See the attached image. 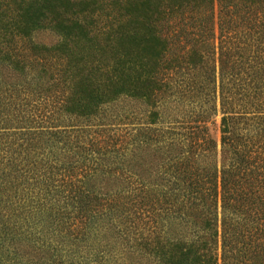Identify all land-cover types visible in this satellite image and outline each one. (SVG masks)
Returning a JSON list of instances; mask_svg holds the SVG:
<instances>
[{"label": "trees", "instance_id": "16d2710c", "mask_svg": "<svg viewBox=\"0 0 264 264\" xmlns=\"http://www.w3.org/2000/svg\"><path fill=\"white\" fill-rule=\"evenodd\" d=\"M0 264H264V0H0Z\"/></svg>", "mask_w": 264, "mask_h": 264}, {"label": "rangeland", "instance_id": "374dc122", "mask_svg": "<svg viewBox=\"0 0 264 264\" xmlns=\"http://www.w3.org/2000/svg\"><path fill=\"white\" fill-rule=\"evenodd\" d=\"M32 38L35 42L42 43L45 45H50L57 40V36L48 30H37L33 32ZM215 119L217 121V116H215ZM211 135L213 136V138L217 139V135H218L217 130L212 129Z\"/></svg>", "mask_w": 264, "mask_h": 264}]
</instances>
